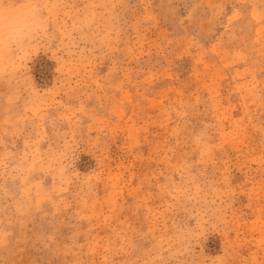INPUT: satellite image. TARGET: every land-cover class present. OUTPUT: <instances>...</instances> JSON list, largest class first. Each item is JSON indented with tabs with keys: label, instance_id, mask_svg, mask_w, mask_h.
<instances>
[{
	"label": "rangeland",
	"instance_id": "rangeland-1",
	"mask_svg": "<svg viewBox=\"0 0 264 264\" xmlns=\"http://www.w3.org/2000/svg\"><path fill=\"white\" fill-rule=\"evenodd\" d=\"M0 264H264V0H0Z\"/></svg>",
	"mask_w": 264,
	"mask_h": 264
}]
</instances>
